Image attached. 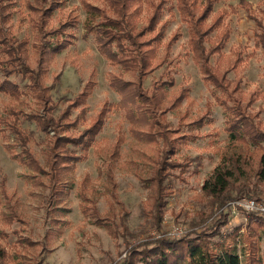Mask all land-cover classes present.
<instances>
[{"label":"rangeland","instance_id":"374dc122","mask_svg":"<svg viewBox=\"0 0 264 264\" xmlns=\"http://www.w3.org/2000/svg\"><path fill=\"white\" fill-rule=\"evenodd\" d=\"M33 1L16 0L13 4V16L7 25L18 38L33 40L27 7L28 2ZM249 1L264 22V0ZM175 2L170 0L163 16L167 21V35L174 30L180 33L171 50L172 64L167 68L166 64L155 68L145 77L143 86L150 88L154 81L169 80L172 76L174 83L165 88L166 105L182 89H185L186 97L166 111V119L172 127H179L178 134L192 132L196 137L180 142L176 150V157L189 158L191 164L183 175L184 180L171 178L168 183L160 230L155 227L152 216L151 188L144 179L150 176L161 140L147 141L139 136L145 124L128 117L119 93L109 85L110 74L117 73L119 68L101 55L93 34L83 36L86 13L81 0H66L54 11L51 24L57 26L58 21L75 17V24L67 28L74 34V41L51 56L47 63L44 80L52 86L50 94L55 105L52 113L57 116L85 88V99L71 111L73 117L82 106L85 107V118L79 124V130L89 124L105 102L110 104V110L86 155L76 163L73 185L63 201L57 204L59 210L55 213L52 202H48L47 178L14 157L20 148L0 119V250H3L0 264H114L125 256L126 246L132 243L159 234L172 236L169 232L175 228H181L183 235L210 223L216 205L211 206L201 184L220 162L221 154L231 140L225 130L226 109L216 100L217 92L213 87L203 81L192 59L187 44L188 27L180 20ZM221 8L228 10L224 25L230 29L222 48V64L234 58L236 51L241 53L243 60L238 73L242 77L243 102L250 100L246 111L256 112L255 121L264 129V49L256 44L255 24L238 5V0H218L213 13ZM206 46L209 47L210 42H206ZM216 56L211 59L213 63ZM28 60L35 65L31 47ZM56 75L58 79H55ZM124 76L133 78L129 72ZM228 76L234 79L235 71L231 70ZM3 78L0 71V81ZM10 79L17 81L24 93L16 98L0 91V117L6 114L7 106L14 105L24 113L39 112L33 98L25 93V82L13 76ZM200 116L204 118L203 125L190 124ZM20 125L31 135L30 149L43 164L44 133L23 117ZM253 154L256 155L255 151ZM35 173L37 176L32 177ZM260 188L262 192L258 196H242L264 203V186ZM83 192L90 198L88 202L95 204L101 222L83 214ZM241 197L224 203L221 209L228 210L231 219L211 240L216 249L223 243L233 246L244 261L242 233L247 210L228 205L231 200ZM237 227L240 229L235 234ZM259 243L263 249L264 233L259 236Z\"/></svg>","mask_w":264,"mask_h":264},{"label":"trees","instance_id":"16d2710c","mask_svg":"<svg viewBox=\"0 0 264 264\" xmlns=\"http://www.w3.org/2000/svg\"><path fill=\"white\" fill-rule=\"evenodd\" d=\"M66 0H34L28 2L29 25L34 32L33 40L18 38L10 31L8 23L13 16L16 0H0V91L19 98L24 91L11 76L24 81L26 90L39 108V112L24 113L17 106H7L1 123L13 134L20 150L14 157L38 175L48 180V202L52 211L59 210L57 204L63 201L73 185V170L78 161L87 153L93 140L103 127L110 104L104 103L89 120V124L78 129L85 118V107L71 116L72 107L83 102L87 88L82 90L57 116L53 115L55 105L50 94L51 85L45 83L47 63L51 56L73 44L74 34L67 28L75 24V17L51 24L54 11ZM170 0H81L86 13L84 34H93L98 51L113 66L117 73L109 76V85L120 95L130 119L140 120L145 128L139 136L147 141L161 140V148L152 167L150 176L145 178L151 188V209L155 227L160 230L164 208L167 204L168 183L171 178L184 180L191 160L175 156L180 142L194 139L192 132L178 134L179 127H172L166 119V111L174 108L186 97L185 89L179 91L169 105H166L165 88L174 83L156 80L145 88V77L155 68L172 64L171 50L180 37L178 30L167 35V21L164 11ZM218 0H176L175 7L180 20L188 27L187 44L192 59L197 64L202 79L217 92L216 100L226 109L225 130L230 144L221 154L220 162L202 181V192L216 205L211 221L199 225V230L190 231L178 237L159 234L132 243L125 248V256L114 264H264V248L261 249L259 236L264 233V212H245L242 241L244 261L235 248L223 243L219 249L212 246V236L219 234L220 227L231 219L228 210L221 209L224 203L235 197L258 196L264 186V129L255 121L257 113L246 111L250 100L243 102L241 93L242 55L236 51L234 58L222 64V48L229 38L230 29L224 25L228 12L221 8L213 13ZM246 16L255 24L254 37L257 45L264 49V22L257 16L249 0H238ZM210 42V46H206ZM30 47L35 55V65L28 60ZM217 55V56H216ZM216 56V62L211 59ZM235 71V78L228 74ZM125 72L132 74L126 79ZM58 79V75L55 76ZM36 124L45 135L43 164L30 149L31 135L20 125V118ZM203 116L191 123L203 125ZM118 143V142H117ZM118 145H115V148ZM253 147V148H252ZM255 151L256 155L253 154ZM255 158V159H254ZM254 159L255 161H253ZM36 173L32 177L37 176ZM7 195L5 189H2ZM81 210L96 222L97 208L89 197L81 194ZM54 219V218H53ZM56 221V220H54ZM57 223V222H56ZM240 227L235 229L238 233ZM241 235V234H240ZM225 241V240H222ZM0 250V259L3 258Z\"/></svg>","mask_w":264,"mask_h":264},{"label":"built area","instance_id":"2783aa9c","mask_svg":"<svg viewBox=\"0 0 264 264\" xmlns=\"http://www.w3.org/2000/svg\"><path fill=\"white\" fill-rule=\"evenodd\" d=\"M228 205L232 206L233 208H242L247 211H259L264 212V203L257 202L256 199L253 198H247L242 196L240 199L231 200L228 202ZM183 233V230L181 228H175L169 232L170 235L173 236H180Z\"/></svg>","mask_w":264,"mask_h":264}]
</instances>
